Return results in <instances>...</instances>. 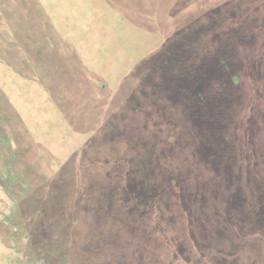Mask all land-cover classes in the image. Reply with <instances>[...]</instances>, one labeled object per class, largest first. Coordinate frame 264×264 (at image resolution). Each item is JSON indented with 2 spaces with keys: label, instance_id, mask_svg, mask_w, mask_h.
Masks as SVG:
<instances>
[{
  "label": "trees",
  "instance_id": "trees-1",
  "mask_svg": "<svg viewBox=\"0 0 264 264\" xmlns=\"http://www.w3.org/2000/svg\"><path fill=\"white\" fill-rule=\"evenodd\" d=\"M175 1L0 0V264H199V237L213 243L221 263L227 238L214 237L217 219L199 222L203 201L210 197L226 223L233 222L229 206H264V163L229 155L241 130L228 128L223 113L206 131L208 92H180L178 110L164 85L162 100L151 98L147 74L112 94L79 52L81 37L94 29L91 18L81 19L92 6L101 17L118 12L135 24L156 14L161 25ZM209 17L197 23L219 36L207 35L224 53V31ZM254 32L264 39L263 27ZM232 54V94L249 100L231 113L246 121L264 72L261 79L241 49ZM245 78L260 83L241 93ZM12 79L29 89L28 106L11 93ZM49 107L55 122L44 117ZM51 128L68 131L71 142L51 137Z\"/></svg>",
  "mask_w": 264,
  "mask_h": 264
},
{
  "label": "rangeland",
  "instance_id": "rangeland-1",
  "mask_svg": "<svg viewBox=\"0 0 264 264\" xmlns=\"http://www.w3.org/2000/svg\"><path fill=\"white\" fill-rule=\"evenodd\" d=\"M87 10L88 12H85L84 18L81 19L91 18L94 29L81 37L82 43L78 45L79 52L82 57H90V60L86 62L91 64L94 71H98L112 94L121 83L132 84L135 77L143 78L147 74H152L151 84H155L151 98L155 97V102L162 100L159 95H163L162 86L164 85L167 87V94H176L174 99L176 104L173 103V105L178 110L180 92L186 94L187 90L189 93L195 91L200 94L206 91L209 112V117L204 122L206 131H210L219 124L213 120L217 114L225 113L228 118V128L233 126L241 130L240 140L235 142L234 138L232 142L230 140V157L233 160L255 159L264 163V86L257 89V91L263 90L260 93L261 98L250 101L252 111H249L250 117L245 118L246 121H240V117H233L231 112L232 108L237 111L243 110L249 97L246 94H240L238 99H235L230 86L232 74H234L232 72L234 63L231 64L232 53H236L238 49L244 53L250 68L256 70V74L263 79L264 39L253 37V33L255 29L264 28V0H177L165 9V22L163 21L161 25L156 23V14L138 18L136 21L138 23L135 24L118 12L114 14L106 12L101 17L93 13V6ZM206 13L209 14V19L214 20L217 17L218 24L224 31L222 32V37L226 41L224 53L212 44L210 38L215 39L219 36L217 34L212 36V31L200 22L197 23V18ZM58 15L61 23L64 24L63 28L66 25L69 26L70 19L64 15ZM104 21L106 22L105 30L98 31V24ZM67 33L70 35L69 31ZM95 37L100 38L94 42L101 44L92 49V45H95L93 43ZM225 56L230 57L228 61L225 60ZM236 70L244 72L240 62L237 63ZM181 82L188 87L184 86L180 89L178 85ZM243 83L244 90L241 88V93L250 91L251 83L255 86L260 83V80L255 79L251 82L249 78H245ZM8 86L13 96L17 98L18 104L29 105L24 103L29 100L28 88L22 89V85L14 79L8 82ZM38 109L32 114H29L31 112L29 110L26 116H30L29 119H31ZM199 110L206 113L200 101ZM151 112L156 119L155 112L153 110ZM54 115L55 111L51 107L44 112V117H48L47 119L53 122L56 121ZM199 124H201L200 120ZM47 134L54 138L57 134V138L60 135V140L66 139L67 143L71 142L69 132L64 129L56 132L51 128ZM262 172L264 176V166ZM261 193L264 195V191ZM263 195L261 196L264 202ZM210 202L208 197V201L204 200L203 205L199 207V222L206 224L210 219L218 220L215 224L214 237L219 241L227 238L225 246L228 252L220 263L213 249V243L204 237H199V264H264V206L254 208V206L243 205L240 209H237L235 205L229 206L232 209L230 217L233 222L226 223L222 217L223 213L221 215L217 209H214L213 204H209ZM205 203L209 206L205 207ZM199 231L203 229L199 227ZM210 239L213 240L211 236Z\"/></svg>",
  "mask_w": 264,
  "mask_h": 264
}]
</instances>
